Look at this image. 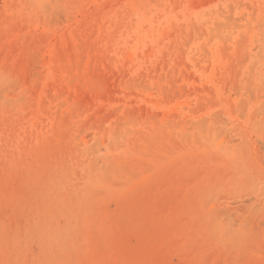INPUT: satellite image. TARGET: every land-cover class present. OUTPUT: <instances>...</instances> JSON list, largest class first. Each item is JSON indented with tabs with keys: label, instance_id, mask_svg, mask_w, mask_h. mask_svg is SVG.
<instances>
[{
	"label": "rangeland",
	"instance_id": "374dc122",
	"mask_svg": "<svg viewBox=\"0 0 264 264\" xmlns=\"http://www.w3.org/2000/svg\"><path fill=\"white\" fill-rule=\"evenodd\" d=\"M0 264H264V0H0Z\"/></svg>",
	"mask_w": 264,
	"mask_h": 264
},
{
	"label": "bare ground",
	"instance_id": "6f19581e",
	"mask_svg": "<svg viewBox=\"0 0 264 264\" xmlns=\"http://www.w3.org/2000/svg\"><path fill=\"white\" fill-rule=\"evenodd\" d=\"M202 1V0H201ZM29 3V2H28ZM25 4V3H24ZM157 6V5H156ZM187 7V6H186ZM202 8V7H201ZM126 9V8H125ZM160 9V8H159ZM127 10V9H126ZM128 11V10H127ZM164 12V11H163ZM159 13V12H158ZM169 14V13H168ZM218 14V13H217ZM145 15V14H144ZM123 19V18H122ZM181 19V18H180ZM167 22V21H166ZM230 22V21H229ZM81 26V25H80ZM103 28V27H102ZM115 28V27H114ZM209 30V29H208ZM92 32V31H91ZM123 32V31H122ZM158 34V33H157ZM101 35V34H100ZM114 35V34H113ZM122 35V34H121ZM74 36V35H73ZM75 36H77V35H75ZM190 37V36H189ZM104 39V38H103ZM17 40V39H16ZM102 40V39H101ZM12 41V40H11ZM55 42H57V39L55 40ZM80 42V41H79ZM84 43H85V41H83ZM15 43H17V42H15ZM70 43V42H69ZM97 43V42H96ZM211 43V42H210ZM55 44H57V43H55ZM71 44V43H70ZM83 44V43H82ZM108 44V43H107ZM157 44V43H156ZM67 45H69L68 43H67ZM77 45V44H76ZM81 45V44H80ZM90 45V43L88 44V46ZM71 46V45H70ZM82 46V45H81ZM150 46V45H149ZM8 47H9V45H8ZM93 47H95L94 45H93ZM93 47H92V49H93ZM10 48H12V47H10ZM100 48V47H99ZM107 48V47H106ZM178 48V47H177ZM14 50H15V48H13ZM62 49V48H61ZM64 49V48H63ZM65 49H68V48H65ZM91 49V48H90ZM210 49V48H209ZM58 50V49H57ZM56 50V51H57ZM69 50V49H68ZM72 50V49H71ZM94 50V49H93ZM102 50V49H101ZM110 50V49H109ZM167 50V49H166ZM88 51V55L87 56H91L90 57V59L92 58V54H90L91 52L89 51V49L87 50ZM99 51V50H98ZM107 51V50H106ZM130 51V50H129ZM140 51V50H139ZM13 53V52H12ZM58 53V52H57ZM60 54H61V52H59ZM83 53H84V51H83ZM95 53H96V51H95ZM102 53V52H101ZM111 53V52H110ZM86 54H87V52H86ZM107 54V53H106ZM59 55V54H58ZM76 55V54H75ZM102 55H105V54H102ZM128 55H132V57H133V53L132 52H128ZM21 56V55H20ZM61 57H63L62 55H60ZM70 56V55H69ZM80 56H82V54L81 55H79V56H77V57H79L77 60L78 61H80V62H77L76 64H80L81 65V61H82V58L80 57ZM84 56H85V54H84ZM95 56V55H94ZM106 56V55H105ZM137 56V55H136ZM154 56V55H153ZM56 57V56H55ZM54 57V58H55ZM61 57H59V59L61 58ZM101 58V60H102V56H100ZM106 57H108V56H106ZM96 58H98L99 59V57H96L95 56V59L94 60H96ZM20 59V58H19ZM56 59H57V57H56ZM93 59V58H92ZM92 59L90 60V62L92 61ZM98 59H97V61H98ZM24 60V59H23ZM54 60V59H53ZM63 61H65V59H62ZM93 60V61H94ZM109 60L111 61V58H108V62L107 63H109ZM114 60V59H113ZM55 61L56 60H54V63H55ZM71 61V60H70ZM107 61V60H106ZM123 61V60H122ZM90 62H89V65H87L88 66V68H87V72H88V69H89V66H90ZM72 63V62H71ZM75 63V62H74ZM98 63V62H97ZM102 63V62H101ZM106 63V64H107ZM113 63H114V61H113ZM125 63V62H124ZM123 63V64H124ZM76 64H73V65H71L72 67L74 66V65H76ZM66 65V64H65ZM93 65L95 66V64H94V62H93ZM102 65V64H101ZM121 65V67H122V64H120ZM27 66V65H26ZM49 66H50V64H49ZM48 66V67H49ZM53 66H54V64H53ZM77 66V65H76ZM105 66V65H104ZM60 67H62V66H60ZM64 67V66H63ZM79 67H81V66H77V68L79 69ZM3 68V67H2ZM54 68V67H53ZM105 68H107V67H105ZM117 68H120L119 66L117 67ZM51 69V68H50ZM63 69V68H62ZM71 69V71H72V68H70ZM93 69H94V67H93ZM93 69H92V72H93ZM99 69V67H98V64H97V67H96V70H98ZM101 69V68H100ZM95 70V69H94ZM66 71H67V69H66ZM70 71V70H69ZM89 71H90V69H89ZM200 71V70H199ZM4 72V71H3ZM8 72H12V71H8ZM17 72V71H16ZM68 72V71H67ZM68 73H72V72H68ZM90 73V72H89ZM3 74V73H2ZM2 74H1V76H2ZM54 74V73H53ZM73 74V73H72ZM79 74H80V72H79ZM86 74H88V73H86ZM75 75V74H74ZM74 75H73V77H74ZM81 75H84V74H82L81 73ZM36 76H38V78L41 76V75H36ZM36 76H34V77H36ZM72 75H70V77H71ZM73 77H72V79H73ZM56 78V77H55ZM201 78V77H200ZM35 79V78H34ZM58 79V78H57ZM205 79V78H204ZM209 79V78H208ZM43 81V80H42ZM66 81V80H65ZM70 82V81H69ZM71 83V82H70ZM42 84V83H41ZM36 85V84H35ZM56 86V85H55ZM71 86V85H70ZM28 89V88H27ZM219 89V88H218ZM64 90V89H63ZM60 92V91H59ZM60 94V93H59ZM163 97H164V95H163ZM51 98V97H50ZM38 100V99H37ZM62 103V102H61ZM30 105V104H29ZM158 106V105H157ZM44 107V106H43ZM153 107V106H152ZM56 110H57V108H56ZM39 111V110H38ZM44 111V110H43ZM56 115V114H55ZM212 119H214V118H212ZM168 121V120H167ZM166 121V122H167ZM54 122V121H53ZM175 124H176V122H175ZM178 124V123H177ZM116 128V127H115ZM76 139V138H75ZM226 157V156H225ZM247 171V170H246ZM77 174V173H76ZM76 180V179H75ZM43 232V231H42Z\"/></svg>",
	"mask_w": 264,
	"mask_h": 264
}]
</instances>
